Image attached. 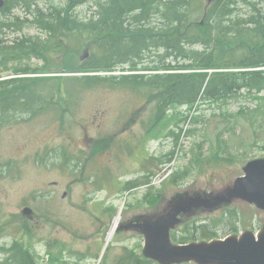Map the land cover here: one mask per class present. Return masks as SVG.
Masks as SVG:
<instances>
[{"label": "rangeland", "instance_id": "374dc122", "mask_svg": "<svg viewBox=\"0 0 264 264\" xmlns=\"http://www.w3.org/2000/svg\"><path fill=\"white\" fill-rule=\"evenodd\" d=\"M93 2L90 0L77 8L78 18L90 14ZM20 3L21 0H14V5H10L11 15L29 17L26 7ZM59 4L62 3L57 0H36L33 7L48 12ZM250 13L249 7L241 6L238 16L246 17ZM22 36L47 38L46 32L32 23L22 25L21 29H4L0 42L9 44ZM80 44L75 56L77 61L73 60L76 65L85 50L83 42ZM52 56L62 60L55 53ZM44 62L37 56L6 58L0 53V80L18 77L19 68H40ZM54 75L71 74L43 72L25 76H49L40 86L48 92L55 90L59 83L51 79ZM100 75L120 76V71ZM154 91L106 84L77 88L72 95H67L64 108H52L0 130V160L4 165L0 170V247L7 249L17 240L32 253L37 264H81L89 254L83 252V240L88 236L75 237L68 231L61 232L60 228L77 227L85 231L84 228L90 227L88 218L94 216H88L86 208L79 205L87 196L88 186L92 190L103 188L87 199L100 204L113 202L115 217L128 204L137 206L131 208L128 216L156 214L179 192L223 190L242 174L245 162L264 157V91L258 94L242 91L224 99H201L194 105H167L162 111L157 107V99L148 93ZM56 102L60 104L64 98L61 96ZM84 163L86 169L82 171L78 166ZM107 165L113 171L106 174V180L99 186L83 181L86 177L101 178ZM174 173L180 174L179 182L170 180ZM147 175L154 176L151 184L147 183ZM140 176L144 187L127 195L126 183L138 182ZM109 181L111 186H107ZM49 189L52 196L48 194ZM68 189L71 194L63 199ZM145 191L160 195L147 203L143 200ZM25 204L35 210L30 221L22 214ZM183 220L171 231L173 242L180 236L190 238L189 241L200 240L202 230L220 238L240 234L245 229L260 231L264 226V210L237 199L214 210L200 209L196 215ZM47 224L56 232L51 240ZM187 224H191V229L183 232ZM234 227L238 230L231 232ZM141 238L139 253L144 248V236ZM107 241L110 242L107 239L105 245ZM62 242L66 243L64 248L60 247ZM48 248L53 255H49ZM114 251L116 255L121 251L117 243ZM6 257L5 252H0V264Z\"/></svg>", "mask_w": 264, "mask_h": 264}, {"label": "trees", "instance_id": "16d2710c", "mask_svg": "<svg viewBox=\"0 0 264 264\" xmlns=\"http://www.w3.org/2000/svg\"><path fill=\"white\" fill-rule=\"evenodd\" d=\"M57 1L62 4L45 12L33 7L36 0H21L30 17L23 19L11 15L14 0H5L0 9V34L32 23L47 34L44 40L22 36L9 44L0 42V53L6 58L37 56L45 61L40 68H19L18 77L0 80V130L52 108L62 109L75 89L101 84L131 90L153 88L148 93L157 99L161 111L167 105H194L201 99L264 91V0H216L207 9L205 0H94L86 18H78L76 8L90 0ZM241 6L249 7L251 13L238 16ZM80 42L90 55L76 65L73 60L77 61ZM115 71L146 73L98 75ZM43 72L71 75L52 76L59 83L55 90L45 92L40 86L49 76H24ZM61 96L64 102L59 104L56 100ZM22 112L28 113L26 117ZM262 125L264 129V115ZM179 177L174 173L170 180ZM158 197L157 192L148 193L149 202ZM210 234L202 230V238H212ZM188 239L180 237L181 242ZM12 249L14 253H6L2 264H37L23 244L16 242ZM124 264L157 263L132 258Z\"/></svg>", "mask_w": 264, "mask_h": 264}, {"label": "water", "instance_id": "95a60500", "mask_svg": "<svg viewBox=\"0 0 264 264\" xmlns=\"http://www.w3.org/2000/svg\"><path fill=\"white\" fill-rule=\"evenodd\" d=\"M209 3L215 0H207ZM0 0V8L4 5ZM85 51L82 57L86 58ZM245 175L233 184L210 194H189L187 191L172 196L167 208L160 215L147 216L143 223L136 225L145 236L143 255L159 264H264V226L255 234L246 230L240 235H229L212 240L175 243L171 230L181 223V214L189 215L193 209H213L222 203L241 198L264 209V157L248 161L243 168ZM31 208L23 214L30 216Z\"/></svg>", "mask_w": 264, "mask_h": 264}, {"label": "flooded vegetation", "instance_id": "af4514ba", "mask_svg": "<svg viewBox=\"0 0 264 264\" xmlns=\"http://www.w3.org/2000/svg\"><path fill=\"white\" fill-rule=\"evenodd\" d=\"M99 154L101 153L99 152ZM94 155H96V153ZM85 165L86 163L78 167H80L82 171H84L86 169ZM111 171H113V167L107 165V168L103 172L101 178L97 180H90L89 177H86L83 181H90L91 185L97 184V186H99L101 183H103L106 180V174H110ZM78 179H81V178L78 177ZM142 180H143V177L141 178L140 176V178H138V182H139L138 184H134L135 186L133 188H129L131 185L128 186V189L126 192L127 195H130L131 192L135 194L139 190V188H141L140 182H142ZM107 186H111V181L108 182ZM100 190H103V188L98 187L97 190H92L91 186H88L87 196L90 197L89 196L90 194H94L96 192H99ZM48 191H49L48 192L49 196H52V190L49 189ZM70 194H71V191L69 189L65 190L62 195V198L67 199L70 196ZM87 196H85L82 203H80L79 205L81 207L86 208V212L90 213L88 216L90 215L94 216V217L88 218V224L90 225V227H87V229L84 228L85 231H80L77 227L73 228V227H68V226H62L60 228L61 232L68 231L75 237L82 238L86 235L88 236V238L83 240L85 241L83 245L84 247L83 252L89 253V254H88V257L84 259L81 264H117L116 262L117 259H119L118 264H120V262L126 256L130 254L132 255L134 259H136L138 255L140 254L138 249H139V243H141L142 241V238H141L142 235L138 227H136V224L137 222L142 223L145 219V216H137V215L132 216V217L128 216L129 212L131 211V208L137 207V206H132L131 204H128L127 206H125L119 226L116 229L114 236L112 238L111 245H110L111 247H108V249H106V251L102 253L103 244L112 226V223H113L112 221L115 216L113 212L115 209V204L113 202L107 203V201L102 202L100 204L96 202L94 199H90V200L87 199ZM113 196H115V194ZM47 203H48L49 210L52 211L53 206L51 204V200H48ZM26 206H28V204H25L23 208ZM55 234L56 232L54 230V227L52 225H48L47 235L49 236V239L51 240L52 236H54ZM115 239L117 240L116 242L114 241ZM128 242H131V245ZM115 243L118 244L121 250L118 255H116L114 251ZM65 244L66 243L62 242L61 248H64ZM49 250L50 249L48 248L47 252ZM0 252H3L2 247H0ZM10 252L13 253L14 250L10 249ZM110 252H111V255H110ZM106 253H109V255L106 256Z\"/></svg>", "mask_w": 264, "mask_h": 264}, {"label": "bare ground", "instance_id": "6f19581e", "mask_svg": "<svg viewBox=\"0 0 264 264\" xmlns=\"http://www.w3.org/2000/svg\"><path fill=\"white\" fill-rule=\"evenodd\" d=\"M89 1V0H88ZM94 4V3H93ZM58 8V7H57ZM56 8V9H57ZM77 9V8H76ZM209 71H213V70H209ZM131 73H146V72H124V74H131ZM90 74H93V73H90ZM26 92V91H25ZM29 96V95H28ZM33 97V96H32ZM29 101V100H28ZM36 101V100H35ZM33 103V102H32ZM35 104V103H34ZM29 106V105H28ZM31 107H32V105H31ZM34 109H35V107H33ZM32 111V110H31ZM195 162H197V161H195ZM119 220H120V217H117L116 219H115V221H114V226H113V228H112V231L109 233V238H111L112 237V235H113V230H114V227L118 224V222H119Z\"/></svg>", "mask_w": 264, "mask_h": 264}]
</instances>
